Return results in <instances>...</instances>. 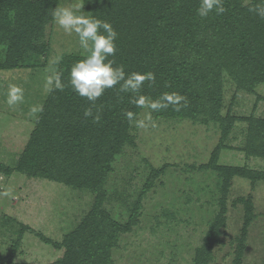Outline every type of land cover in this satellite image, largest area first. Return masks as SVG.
I'll return each mask as SVG.
<instances>
[{
  "label": "trees",
  "instance_id": "1",
  "mask_svg": "<svg viewBox=\"0 0 264 264\" xmlns=\"http://www.w3.org/2000/svg\"><path fill=\"white\" fill-rule=\"evenodd\" d=\"M84 6L78 15L107 20L118 33L116 64L126 72H153L154 86L145 82L141 93L156 99L163 93H179L187 98V106L175 111L173 106L157 112L174 118H191L218 124L219 145L213 150L207 167L222 177L221 206L233 176L264 180V171L228 165H217L219 150L236 121L247 122L242 150L247 156L264 158V118L222 112L223 73L234 83L235 93L255 94L264 83V19L251 8L264 6V0H225L227 11L210 14L206 19L196 15L200 0H80ZM59 0H0V44L6 46L1 66H16L27 60V53H41L39 47L46 25L52 22V11ZM12 13L11 21L7 16ZM39 44V43H38ZM83 54L63 57L59 69L67 84L68 70ZM110 59H112L110 57ZM119 86L106 90L97 101L99 123L85 118L91 105L70 87L49 94L38 113L23 150L13 165L0 162V172L13 171L45 178L94 192V202L80 224L66 234L60 259L48 264H113L110 250L119 233L136 222L139 202H135L126 224L115 222L103 209L104 183L111 171L110 163L124 144H132L130 123L141 109L131 101L130 93L119 92ZM264 96L256 95V101ZM255 101V102H256ZM132 118V119H133ZM145 188H147L145 186ZM250 218V203L244 202ZM224 207L219 211L203 244L197 248L194 264H211L210 249L218 239V226L224 224ZM245 234L237 238L234 264H239ZM13 250V249H12ZM0 264H35L15 262L0 256Z\"/></svg>",
  "mask_w": 264,
  "mask_h": 264
},
{
  "label": "rangeland",
  "instance_id": "2",
  "mask_svg": "<svg viewBox=\"0 0 264 264\" xmlns=\"http://www.w3.org/2000/svg\"><path fill=\"white\" fill-rule=\"evenodd\" d=\"M80 0H59V7L76 8ZM248 1V0H245ZM78 14V12H77ZM12 13L7 16L11 21ZM39 43V44H38ZM16 66L0 67V162L13 165L21 153L38 113L29 114L48 99L45 79L51 61L81 53L78 38L67 35L52 22L46 25L39 47ZM6 46L0 44V63ZM63 60V59H62ZM60 66V65H59ZM222 112L264 118V83L255 94L236 92L223 73ZM11 85L24 90V102L10 107L6 94ZM256 101V102H255ZM141 108L130 123L132 144H124L110 163L102 207L124 225L134 203L136 222L119 233L110 250L113 264H194L196 250L219 211L224 224L210 249L211 264H234L237 238L245 234L239 264H264V180L233 176L221 206L222 177L207 163L220 143L218 124L191 118H174ZM144 120L147 127H137ZM247 122L236 121L219 150L217 165L264 171V158L247 156L242 147ZM145 186L147 188H145ZM95 194L45 178L13 171L0 172V256L15 262L48 264L63 255L61 242L90 211ZM250 203V218L244 202ZM13 249V250H12Z\"/></svg>",
  "mask_w": 264,
  "mask_h": 264
},
{
  "label": "clouds",
  "instance_id": "3",
  "mask_svg": "<svg viewBox=\"0 0 264 264\" xmlns=\"http://www.w3.org/2000/svg\"><path fill=\"white\" fill-rule=\"evenodd\" d=\"M97 2H101V0H97ZM224 3L225 0H200L199 6L196 8V15L201 19H206L213 13L217 16L222 15L227 11ZM83 6L84 3L81 2L75 9L57 7L51 13L54 22L65 34L72 35L74 33L77 36L79 47L83 50L84 56L74 62L68 70L67 84L63 79V71L59 69L63 57L53 58L49 69L52 74L45 79L47 92H63L65 87H70L76 95L86 99L91 105L84 110L83 115L86 119L91 118L94 123H99L101 120L100 110L97 108L95 113L93 111L97 101L105 94L106 90L117 86H119V92L132 94L134 98L130 97V101L135 106L150 109L147 117L149 121L151 112H159L170 106H173L175 111H179L181 106H187V98L179 93H163L156 99L143 95L141 90L146 81L149 86L155 85V73L126 72L123 64H116L114 57L117 53V31L107 20L78 15L77 12H81ZM250 11L260 19H264V6L251 8ZM23 102L24 90L17 85H11L6 94V103L13 107ZM43 110L42 105L32 107L29 114L35 116ZM125 116L132 120L133 113L125 112ZM136 125L141 128L148 126L144 120L137 121Z\"/></svg>",
  "mask_w": 264,
  "mask_h": 264
}]
</instances>
